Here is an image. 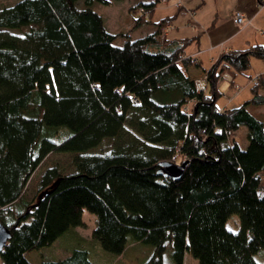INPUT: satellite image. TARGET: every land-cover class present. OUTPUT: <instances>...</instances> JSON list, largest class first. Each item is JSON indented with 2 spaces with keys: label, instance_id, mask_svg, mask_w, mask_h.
<instances>
[{
  "label": "trees",
  "instance_id": "1",
  "mask_svg": "<svg viewBox=\"0 0 264 264\" xmlns=\"http://www.w3.org/2000/svg\"><path fill=\"white\" fill-rule=\"evenodd\" d=\"M161 1L137 2L143 13L130 10L136 18L125 34L108 33L90 9L109 0H20L0 8V224L10 229L2 264H30L28 253L81 225L80 209L95 217L91 238L114 256L140 243L153 248L145 264H164L167 247L171 264L185 254L196 264H258L264 124L246 107L264 105V73L240 106L215 103L221 75H244L250 58L264 60V43L220 53L194 82L187 69L200 64L185 53L194 39L167 38L182 4H172V16L148 20ZM144 24L151 31L131 38ZM240 127L246 132L239 136ZM104 139L116 141L109 153L87 154ZM52 152L73 154V172L46 168L35 202L23 203L29 176ZM176 158L186 163L177 180L156 175L160 163ZM231 215L237 232L225 228ZM39 264L92 263L76 248Z\"/></svg>",
  "mask_w": 264,
  "mask_h": 264
},
{
  "label": "rangeland",
  "instance_id": "2",
  "mask_svg": "<svg viewBox=\"0 0 264 264\" xmlns=\"http://www.w3.org/2000/svg\"><path fill=\"white\" fill-rule=\"evenodd\" d=\"M18 1L20 0H0V8L12 6ZM149 1L151 0H109L110 3L106 6L93 3L90 9L101 17L103 28L108 33L125 34L136 18V15L130 10L136 6L141 9V6H138L137 2L148 3ZM178 1L182 4L181 12L183 15H177L172 19L171 26L173 30L168 32L167 38H194L193 42L185 49V53L189 55V53L196 49L204 51V54L199 51L195 53L200 66L204 69H207L211 65L218 52L224 47L243 49L264 43V38L261 37V34H264V11L255 20H252L251 25L246 27L241 33L232 36L229 40L227 39L234 32V25H231L232 15L235 11L239 10L236 8L238 5H242L245 9L249 7L246 0H162V4H156L148 20L153 23L163 17L172 16L175 13V8L172 7V4L177 5ZM75 6L78 9L84 8L82 1H77ZM136 9L133 10L135 11ZM140 9L136 10L139 16L143 13L142 9ZM149 26L144 24V26L141 25L133 28L131 38H140L144 34H148L151 31ZM2 32L15 37L21 36L17 31L6 30ZM219 41H223L224 45L222 42L221 47L219 45L211 47L213 42ZM190 58L192 59V56ZM231 73L232 71L229 69L218 79L217 91L220 96L217 98L215 105L219 109L225 108V110H229L240 106L250 99L252 96L251 87L253 80L256 76L264 73V60L250 58L244 75L234 74L233 76ZM228 75L233 79L232 85L239 88L238 92L234 93L231 88L229 80L225 77ZM197 83H200V81ZM207 89L206 87L205 91ZM260 93L264 94L262 91ZM246 110L250 115L264 124V105H248ZM238 132L240 136L246 130L244 127H240ZM55 137V141H58L57 137ZM63 137L61 136V138ZM238 141L241 142L242 138L240 137ZM115 142L113 139H104L95 149L89 150L87 154H107L115 147ZM73 158V154L70 153L52 152L48 154L29 176L22 192L21 199L23 203L28 205L35 202L38 195L37 182L46 168L55 167L60 175L71 174L73 172ZM179 159H175V165L177 166ZM79 218L81 222L80 226L67 230L49 247L41 248L38 252L28 253L25 256L26 260L29 263L39 264L42 260L62 259L76 248L87 250L92 264H145L151 257L153 248L150 245L140 243L127 245L120 257L104 252L101 250L98 242L90 236L91 231L95 227V217L85 209H80ZM224 225L227 230L231 228L232 232H237V216H229ZM254 260L258 264H264V249L259 250L254 255ZM163 262L164 264H171L169 247L165 249ZM0 264H2L1 260ZM182 264H196V261L189 254H185Z\"/></svg>",
  "mask_w": 264,
  "mask_h": 264
},
{
  "label": "crops",
  "instance_id": "3",
  "mask_svg": "<svg viewBox=\"0 0 264 264\" xmlns=\"http://www.w3.org/2000/svg\"><path fill=\"white\" fill-rule=\"evenodd\" d=\"M247 1V3H248V5H249V7H247L246 9L245 8H243V6L242 5H238L236 8L237 9H239V10H237V11H240L242 14H243V16L245 15V19H246V21H247V25L246 26H244L243 28H241V29H236L233 25H232V23H231V25L233 26V28H234V32L232 33V35L231 36H229L227 39L229 40V38H231L232 36H234V35H236V34H238V33H241L244 29H246V27H248V26H250L251 25V22H252V20H255V18L259 15V14H261V12H263L264 11V8H260L259 7V4H257L256 3V1L255 0H246ZM233 14V13H232ZM233 16V15H232ZM172 31V30H171ZM168 34L169 33H167V36H168ZM262 37V36H261ZM194 39V38H193ZM192 42H193V40H192ZM191 42V43H192ZM222 42L223 41H219V42H213L212 44H211V47H214V46H216V45H219L220 47L222 46ZM190 43V44H191ZM247 43V42H246ZM189 44V45H190ZM223 45H224V42H223ZM198 47V46H197ZM187 48V47H186ZM228 50H240V49H230V48H228V47H224L223 49H221V51L220 52H218V54L216 55V57H215V59L218 57V55L220 54V53H223V52H226V51H228ZM203 52L202 54H204V51H202V50H195V51H193V52H191V53H189V55L188 54H186V56H188V57H191L192 56V60L193 61H196V62H199V60L197 59V56H196V54L195 53H197V52ZM201 54V55H202ZM215 59H214V61H215ZM213 61V62H214ZM212 62V63H213ZM211 63V64H212ZM200 64V63H199ZM211 66V65H210ZM209 66V67H210ZM208 67V68H209ZM207 68V69H208ZM207 69H204V68H202L201 66H200V68H198V69H195V68H193V67H190V68H188L187 69V75H188V77L191 79V80H193L194 82H198V81H202L203 80V78H204V72L203 71H206ZM133 245V244H132ZM118 257H120V256H118ZM117 257V258H118ZM183 258H184V256H183ZM30 264H33V263H31L30 262ZM35 264V263H34ZM36 264H38V263H36Z\"/></svg>",
  "mask_w": 264,
  "mask_h": 264
},
{
  "label": "water",
  "instance_id": "4",
  "mask_svg": "<svg viewBox=\"0 0 264 264\" xmlns=\"http://www.w3.org/2000/svg\"><path fill=\"white\" fill-rule=\"evenodd\" d=\"M185 165H186L185 162H183L178 166L167 162L160 163L158 165L159 169L156 171V175L163 176L175 181L180 177ZM40 196L41 194L37 197V200H39ZM9 238H10V229L5 228L0 224V252L3 250Z\"/></svg>",
  "mask_w": 264,
  "mask_h": 264
},
{
  "label": "built area",
  "instance_id": "5",
  "mask_svg": "<svg viewBox=\"0 0 264 264\" xmlns=\"http://www.w3.org/2000/svg\"><path fill=\"white\" fill-rule=\"evenodd\" d=\"M259 7L264 8V2L261 5H259ZM231 22H232V25L236 27V29H241L248 24L243 14L239 11L234 12ZM261 36H264V34H261ZM225 77L229 79L228 76H225ZM255 79L253 80L254 85H256ZM236 89H239V88L236 87Z\"/></svg>",
  "mask_w": 264,
  "mask_h": 264
},
{
  "label": "snow or ice",
  "instance_id": "6",
  "mask_svg": "<svg viewBox=\"0 0 264 264\" xmlns=\"http://www.w3.org/2000/svg\"><path fill=\"white\" fill-rule=\"evenodd\" d=\"M228 231L232 232L233 230L231 228H229Z\"/></svg>",
  "mask_w": 264,
  "mask_h": 264
}]
</instances>
